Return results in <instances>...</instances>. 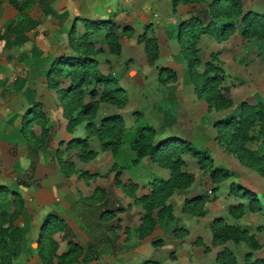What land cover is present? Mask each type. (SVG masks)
<instances>
[{
  "label": "crops",
  "instance_id": "1",
  "mask_svg": "<svg viewBox=\"0 0 264 264\" xmlns=\"http://www.w3.org/2000/svg\"><path fill=\"white\" fill-rule=\"evenodd\" d=\"M7 1L3 0L0 3L1 99L5 94H8L9 89L13 91V96L18 91L20 95L24 93L26 99L37 95L35 77H38L44 71V66L46 67L47 61H50V55L48 52L36 48L35 43V45L32 44L33 42L28 38L30 30H44L45 28H47L45 30H57L56 28L58 30H68L70 25L74 23L76 27L78 24L81 25L82 30H95L92 34L104 33L107 25L96 29L86 27L84 19H93L113 22L119 25L120 29L124 27L127 30L126 34L119 33L117 40L119 52L117 54L110 52L106 43L103 42L106 49L103 50V45H101L100 50L92 55L96 58L97 67L100 71L104 73L109 72L116 77L118 83L124 89L127 98L123 107H116L110 102L99 101L94 115L95 117L98 116L97 121L103 116L117 114L122 118L125 131L131 132L138 120L143 119L153 127L155 132L153 140L157 141L163 139L161 138L163 137L161 136L162 134L172 131L176 132V128H180V126L184 127L182 122H180L178 113L183 112L186 114L189 125L191 124L190 118L196 119L195 117L199 118L203 114L204 101L196 95L194 97L193 84L187 73V61L180 52L177 41L175 38L169 37L167 31L171 30L173 32V28L176 27L180 20L188 18L193 14H202L201 16L207 19V4L212 0L177 1L173 9L172 0H30V2H34V7L36 6L43 10L45 19L50 21L51 26L45 27L44 20H38V18H35V20L33 17L28 18L29 23L30 20L34 22L33 28L28 32L26 31L27 38L22 43L17 39L14 45H10L5 40H8L6 36L9 33L14 35L20 34V30L14 27L12 30H7V27L13 22L18 12L16 13L15 8ZM221 2L223 3L224 1ZM240 2L242 12L250 10L254 13L264 14V0H240ZM242 12L236 17L234 29L224 38L216 39L209 33L204 32L198 35L195 44L196 56L199 59L197 69L199 71L202 70L203 62L209 59L210 54H214L216 59L219 60L217 65L222 69L224 81L231 80V83H233L229 87L231 104L222 109L210 110V114L216 119H220L225 114L233 113L229 109L234 105V97L236 96L237 89H239L238 86L243 87L241 84L245 82L244 76H246V85L248 84V87L245 89L246 94L242 100L249 103L259 102L264 105V90L259 85H256L262 79L255 76L254 70H252L253 67L260 64L261 60L264 61V37L242 36ZM145 18L146 22L140 20ZM153 20L155 21L154 23L152 22ZM151 22L153 24H151L150 30H142L144 24L146 25ZM143 31L146 37L153 36L156 40L157 56L152 62L148 60L144 52L143 42L137 39V36ZM37 34L40 35V32H37L35 35ZM90 41L92 42L91 37ZM24 42L26 43L23 44ZM27 42L29 45H27ZM67 47L69 48L68 45ZM68 52H70V48L64 53ZM21 55L24 56L21 58ZM18 61H21V64ZM28 61L33 64L32 67H28L25 64ZM14 66L17 68L22 67L23 73L20 76H14L12 79L10 75L14 71L12 69ZM160 66L166 68L172 67L170 69L175 73V80L170 83L177 85H175L173 90L176 91V94H173V96L177 99L181 97L182 103L191 104L193 106L191 110H187L186 106L185 108L179 107L178 111L177 105L170 102L169 97L171 93L168 96L165 94L166 91L158 95L156 94L160 93L156 91L158 86L155 84L158 82L156 78L158 76V67ZM137 68L138 70L135 71ZM132 69L134 70L133 72L131 71ZM146 69H149V71L146 72ZM149 72L152 73L150 78H148ZM29 78H31L30 81H34L33 84L28 82ZM10 80L19 82L21 86L16 88L14 84L17 82H10ZM9 83L11 84L9 85ZM166 84L169 83L165 82L164 85ZM242 89L244 90V88ZM252 90H255L254 94ZM249 93L253 97L249 96ZM250 97L256 99L251 100L249 99ZM148 98H152L154 101L153 109L141 107V102ZM4 102L0 105V148L13 144L14 147H27L28 142L26 140H23L16 133H10L12 128L7 123L9 106L5 105ZM132 112L134 113L132 114ZM136 113H138L137 116ZM83 121H79L69 132L64 129L57 130L56 126H52V136L58 139L78 136L81 131L83 133L85 131L84 126H81ZM77 126L83 129L78 132ZM14 130L16 131V128ZM207 135L210 136L211 133L207 132ZM192 142L196 143L197 140L193 139ZM87 143L88 147L96 152L94 157H92L96 161L101 159L98 156L99 152H108L107 160L110 169H112L114 162L118 163L119 158H123L124 156L127 161L126 163H120L121 168L118 169L117 178L120 179L121 183L130 181L136 187L130 188L126 193L119 185L120 190L109 184H105L103 192L101 191L100 193V198L94 195L93 191L95 187L88 195H85L86 197L79 198V192H75L76 190L73 191L71 187L66 186L67 184H65V181H62V176L59 172L53 169L47 170L45 172L46 175L41 178L42 184L51 186L49 190L52 191L51 194L54 201L49 203L48 201L39 199L37 196V200L33 199L35 205L31 215H34L35 218L32 222L29 221L30 225L28 226L30 228L28 235L33 237L32 240L34 242L37 238L36 235L40 223L44 218L43 215L51 213L50 215H57L60 217V220L69 224L77 231V238L79 234V239L81 240L77 241V243L83 246L88 244L90 256L96 254V258L93 257L89 260L88 255H86L84 264H140L145 259H151L156 264H215L216 252L222 248V245H211L210 223L214 217L219 216L228 224H234L246 229L258 243V247L250 249L242 240L237 242L232 240L225 241L224 244L235 256L236 264H245L244 256L247 252L250 253L251 259L264 257V229L256 230L257 226L264 225V180L252 168L241 164L237 159L235 162H232L233 165L231 163V166H228L233 171L232 175L228 179H223L216 183L217 187L214 191V198L204 200L202 206L203 213L195 215L182 210L184 200L205 191L208 192L213 183L208 179V172L205 174L206 177L200 180L198 177L199 172L187 165L188 162L194 164V158H188L189 155L186 153L181 154L184 162L180 168L183 171L191 172L193 180L185 187L174 188L166 197V203H169L171 207L172 218L154 217L155 220L151 231L142 237H138L136 227L139 224V217L142 215L141 210L143 209L138 202L134 203L133 196L131 195L139 196L148 193L151 179L153 177L166 179L169 176V170L150 161L147 156H142L135 163H130L127 156L129 157L132 152L128 147L127 138L122 140L118 149L119 152L115 155L112 154L110 149L100 150L99 142L94 135H88ZM208 146H211L209 152L214 150L216 154L218 153L217 160H215V153L211 156L212 166H224L223 162L226 159L228 160L226 156L228 153L216 142L214 135L202 147L208 150ZM34 164L33 162V166ZM196 166L198 168V164ZM41 168L42 166L40 165V169L39 167L36 170L33 168L35 172L34 170L32 173L31 171L29 172L35 175ZM115 173L116 171L113 170V176ZM234 177L236 178L234 179ZM204 179L209 184L207 185L208 189L205 191ZM231 181H235L244 188L256 193L262 209L250 211L246 208V199L240 198L229 191L228 186ZM60 183L62 184L58 185ZM70 195H72V199L63 203L64 199ZM75 202H77L78 206L73 209L72 206ZM236 202H241L244 205V210L240 216L233 217L228 214L227 207L229 204ZM221 204L224 205L222 209L220 208ZM40 206L47 209L45 213L40 214L39 210L42 209ZM113 206L124 211V216L127 218L124 227L130 230V233H126L127 236L123 233V225L112 229V222L110 223L109 220L104 219L108 215V210L113 208ZM61 207L63 214L60 215L58 210ZM175 226L184 228L186 233L182 237L174 236L172 229ZM197 237L209 249L204 250L202 245L195 244L194 241ZM66 243L67 241H64L65 245ZM65 247L68 248V244ZM59 248L62 249L61 251L66 249L63 245H59ZM170 251H172L173 257L169 256ZM25 259L24 264H30ZM31 262H34L33 264H40L37 255H31ZM55 263L53 262L52 264Z\"/></svg>",
  "mask_w": 264,
  "mask_h": 264
},
{
  "label": "trees",
  "instance_id": "2",
  "mask_svg": "<svg viewBox=\"0 0 264 264\" xmlns=\"http://www.w3.org/2000/svg\"><path fill=\"white\" fill-rule=\"evenodd\" d=\"M177 1L189 2L195 0H172V9ZM221 1H224L223 3ZM240 0H212L207 4V11L205 19L200 14H193L188 18L182 19L178 22L176 28L172 32L167 31L169 37L175 38L180 52L187 61V73L193 84V91L197 97L202 98L207 109H222L231 104V99L226 94L227 89L220 87L218 82L223 78L222 69L213 62L214 56L210 55V59L203 62L202 70H198L199 59L196 57V40L200 33L207 32L216 39L224 38L228 33L234 29L236 17L241 13ZM86 27L98 28L106 26L103 33L108 50L112 53L119 52V44L117 42L119 33L126 34L127 30L123 27L119 33L116 30L110 29L113 22L103 20L84 19ZM241 22L243 26L242 36L258 38L264 37V14L254 13L250 10H245L241 14ZM116 25V24H115ZM74 24L68 28L67 44L70 52L61 53L53 56L45 69V74L48 77L53 75L60 76L65 74L67 76V84L60 88L57 80H53L49 85L56 86L60 94V102L62 108L65 110L68 107L74 110L79 107L78 114L75 118H68L67 130H71L75 123L80 120L87 119L85 124L88 135H95L100 141L102 149H110L112 154L118 152L120 143L124 135L128 140V147L131 154L128 157L130 163H135L140 157L147 156L152 162H155L161 167L169 170V176L166 179L153 177L150 184V190L146 194L133 196L134 201L141 204L144 209L143 224L138 227L139 235L142 236L148 233L153 225V217L151 210L158 207L156 216L167 219L172 218L171 207L169 203H165L166 197L174 188H182L187 186L192 180L191 172L181 170V165L184 162L181 158L182 153H189L194 156L200 167H206L211 163L210 156L205 150L193 146L189 141L177 135H169L163 139L154 141V129L143 119H139L133 127L131 136L126 135L123 126L122 118L117 114H110L103 116L99 121V126L94 127L92 117L95 113L99 101H106L114 104L116 107H123L127 101L124 89L118 83L116 77L109 72H102L97 67L96 58L92 55L100 50V48H93L92 42L87 38L88 30H84L78 36L74 34ZM138 40L143 42L144 52L150 62L154 61L157 56L156 40L152 36L146 37L144 31L137 36ZM175 73L172 69L163 66L158 67L157 80L160 83H165L168 80H173ZM93 83V87L85 94L84 87ZM99 86V90L96 88ZM60 88V89H59ZM222 89V91H221ZM78 94L75 98H71ZM87 95L88 99L84 102V97ZM73 99V100H72ZM69 105V106H68ZM67 115V111L65 112ZM39 115L37 104L33 103L32 107L27 108L25 114L22 116V135L29 139L26 133L30 132V122L36 119ZM138 114H136L137 116ZM180 122L188 125V119L185 113H178ZM212 126L216 130L214 139L228 152L232 153L237 160L254 170L261 176H264V105L257 103H249L247 101H240L238 112L235 115H230L225 118L216 119ZM256 127V129H254ZM125 131V132H124ZM129 133V134H130ZM87 136L72 137L67 140L66 146L68 148H76L84 151L83 160L92 157L95 152L86 148ZM107 139V140H106ZM250 141L255 142V146L248 147ZM58 162L60 168L64 171L66 166L70 163H65L61 158V153L58 152ZM115 163L112 167L115 166ZM33 162H29V171L33 170ZM118 169L121 168L119 164ZM117 173V170H116ZM115 173V174H116ZM209 180L213 183L210 188L211 196L207 193H200L191 198L184 200L182 210L187 213L201 215L203 213V202L207 198H214V191L216 190V183L230 177V172L227 168L211 166L209 173ZM117 181V180H116ZM122 190L127 191L129 184L118 183ZM228 189L230 192L236 194L240 198L246 199V208L250 211H257L262 209L261 203L258 201L256 195L244 188L237 182H230ZM128 192V191H127ZM78 206L74 203L72 208ZM244 205L241 202L229 204L227 212L233 217H238L242 214ZM83 211V210H81ZM58 221L54 216H46L39 227L37 235L38 254L43 264H52L53 257L57 264H71L75 259L81 255L82 258L88 260L92 259L88 253L89 245L81 246L75 242H68L66 252L56 253V243L50 237L49 231L52 225H56ZM257 229H264V225L257 226ZM6 232L5 228H0V264H10L6 259L8 247L6 240L3 239ZM211 245H222V248L216 252L215 264H236L235 256L232 251L224 244L227 240L234 242L244 241L250 249L258 247L257 241L253 235L248 233L246 229L240 228L234 224L224 222L222 217L216 216L210 223ZM186 230L175 226L172 229L174 236H183ZM196 244L202 245L204 250L208 246L203 244L200 238L194 241ZM5 255V256H4ZM245 264H264V257L250 258V253L247 252L244 256ZM153 262V261H148ZM154 263V262H153ZM156 263V262H155Z\"/></svg>",
  "mask_w": 264,
  "mask_h": 264
},
{
  "label": "rangeland",
  "instance_id": "3",
  "mask_svg": "<svg viewBox=\"0 0 264 264\" xmlns=\"http://www.w3.org/2000/svg\"><path fill=\"white\" fill-rule=\"evenodd\" d=\"M1 1H3V0H0V3H1ZM7 2L15 8L16 13L18 12L16 14V16L14 17L13 22L10 23L9 27H7L8 28L7 30H12L13 27L20 30L19 35H14V34L9 33L8 36H6V37H8V40H5V38H4V40L7 41L10 45L11 44L14 45L15 42L17 41V39H18V41H20L22 43V41L25 38H27V34H25L26 31L28 32L34 26V22L32 20H30V23H29L28 18L33 17L34 19L38 18V20L39 19L44 20L45 21L44 22L45 27L51 26L50 21L45 19L46 17H45V14L43 13V10L40 9L39 7H36V6L34 7V2L33 3H32V1L30 2V0H8ZM28 7H29V9H28ZM140 20H143L146 22V18L140 19ZM152 22L154 23L155 21L153 20ZM152 22L148 23L146 25L144 24L145 26L143 25L142 30H150L151 29L150 26H151V24H153ZM23 28H24V30H23ZM175 28L176 27H174L173 29H175ZM45 29H47V28H45ZM45 29L44 30H33L32 29L28 32V34H29L28 38L30 41L33 42L32 43L33 45L36 44V48L40 49L41 51L48 52V54L50 55V59L53 55L55 56L57 54L67 52V50H69V48L67 47V45H68L67 44V38H68L67 37V31L68 30H58V28H56L57 30H45ZM110 29L116 30L118 33L121 30L120 26L115 25V24H112L110 26ZM73 31H74V34L78 36L84 30H82V26L78 24L77 27L74 25ZM93 31H95V30H88L87 31L88 32L87 38H89V40H90V37H91L92 44H94L93 48H100V46L103 45V48H104L103 50H105L106 46H104V44H103V42L105 43V40L103 38V33H93L92 34ZM37 32H40V35L39 34L35 35ZM90 33H91V35H90ZM25 43L26 42H24L23 44H25ZM27 45H29L28 42H27ZM14 52H15V50H14ZM210 55H209V59H210ZM23 56L24 55H21V58ZM213 56H214V54H213ZM214 58L215 59H213V61L218 64L219 60L216 59L215 56H214ZM18 62L20 63L21 61H18ZM29 62L30 61H28L25 64L28 67H32L33 64L29 63ZM47 62L49 63V61H47ZM48 63H47V65H48ZM263 63H264V61L261 60L260 64L258 66L252 68V70H254L255 76L261 77V79H262L261 82H258L256 84V85H259L262 90H264V64ZM46 68L47 67L44 66V68H43L44 71L42 73H40V75L38 77L37 76L35 77V82H36L35 88L37 91L36 96L26 99L24 97L25 96L24 93H21L22 95H20L19 91L17 93H15V95L13 96V94H12L13 91L11 89H9L8 94H5L4 97H2V99L0 98V105L3 101H5L4 104L5 105L7 104L9 106L8 107L9 110L7 113L9 117H8L7 123L10 124L11 128H12L10 133L11 134L16 133L23 140H26L28 142L27 147H22V146L14 147V144H13V145H9V146L6 145V147L0 148V228L6 229V232H5L4 236L2 234V237H3V239L6 240V243H7L8 250H7V253H5V255H6V259H8L10 264H24V262H25L24 258H26L25 260L28 263L33 264L34 262H31V255H37L38 262H40V264H43L41 262L39 254H38V246H37L36 240L34 242V240H32L33 237H30L28 235L29 228H30L28 225H30L29 221L32 222L33 219L35 218L34 215L32 216L31 214L33 213L32 211L34 210L33 207L35 205V201L33 199L35 198V200H37L36 196L43 201H48L49 203L54 201L53 195L51 194L52 191L49 190V187H51V186L50 185L47 186V184H45V185L42 184L41 178L46 175L45 172L47 170L50 171V169H53V170L59 172V174L62 176V181L66 182L65 183V184H67L66 186L71 187L73 191L76 190L75 192H79V194H78L79 198L86 197L85 195H88L93 190L94 187H95L94 191H93L94 195L96 197H99L101 191L103 192V190L105 188L104 187L105 184H109L110 186L120 190L118 187V185H119L118 183H121V181H120V179L117 178L119 170L116 167L118 166V163L119 164L120 163H126V161H127L126 158H124V156H123V158H119L118 163L115 164V166L112 167V169H110L109 162L107 160L108 159V155H107L108 152L107 151L98 153L99 154L98 156L101 157V159L99 161H96L94 158H92V157H94L95 154L92 157H90L89 159L83 160L82 158H80V156H82L81 154H83L84 151H81V150L76 149V148H68L66 146L67 140L72 138L71 136L67 137V138L65 137V138H59V139L52 136V130H51L52 126H56L55 128H57V130L58 129L59 130L64 129L67 132H69V130H67V128H66L68 118H70V117L75 118L77 115H79L78 114L79 107L75 108L74 110H72V109L70 110L68 107H66L65 110L62 108L61 102H60V94L63 95L62 92H59V90H57L56 86H52L49 84L51 81L57 80L60 84V88H63L67 84V76L64 73L61 74L60 76L53 75V77H49V80H48L47 79L48 77L45 74ZM170 68H172V67H170ZM12 69L14 70V71H12V74L10 75V77L12 79L14 76H17V75L20 76V74L23 73L22 67L17 68L14 66V68H12ZM137 70H138V68L135 69V71H137ZM131 71L133 72L134 70L132 69ZM148 71H149V69H146V72H148ZM141 72L144 73L142 70H141ZM151 76H152V73L149 72L148 78H150ZM30 80H31V78L28 79V82L33 84L34 81H30ZM174 80H175V78L173 80L172 79L168 80L167 83H169V84H166V85H164V83H160V82H157L158 84L155 83L156 86H158V88H156V91L160 92V93H156V94L158 95V94L164 93L166 91L165 94H166V96H168V94L171 93V95L169 97V99L171 100L170 102L177 105L176 107H177L178 111H179V107L185 108L186 106H187L186 107L187 110H191V108H193V106L191 104H187L184 102L182 103L181 97L179 99H177L173 96V94H176V91H173L176 84H172L170 82H173ZM12 81H15V80H10V82H12ZM244 81L245 82L241 84V85H243V87L238 86L239 89H237L236 96L234 97L235 98L234 99L235 102H233L234 105H233V107H231L229 109V110L233 111V113H229L228 115L225 114L223 117H220V118H225V117H228L230 115L237 114L239 103L245 97V94H246L245 89H246V87H248V84L246 85V76H244ZM15 82H17V81H15ZM231 82H232L231 80H225L224 81L223 78L218 82L220 87H225L227 89L226 94L229 96V98H230L229 87H230V84L231 85L233 84ZM10 84L11 83H9V85ZM161 84H163V85H161ZM14 86L16 88H18L21 86V84L19 82H17L16 84H14ZM93 86H94L93 83L85 85V87L83 88L85 94H87L88 90ZM35 88H33V89H35ZM96 88L99 90L100 87L96 86ZM177 88H180V87H177ZM242 88H244V90ZM221 91H222V89H221ZM252 91L254 94L255 90H252ZM258 94H261V93H258ZM77 95L78 94H75L71 98H75ZM177 95H178V93H177ZM195 95L196 94L194 93V97H196ZM249 96H252V95L249 93ZM83 97H84V102H85L88 99V97H87V95H85ZM252 97H250L249 99H251V100L256 99V98L252 99ZM153 102L154 101L152 98L145 99L143 102H141V107L144 106L145 109H153ZM33 103L37 104V109H38L39 115L36 116V119H34L33 121L30 122V132L26 133L28 135V137H30V138L27 139L22 135V131H21L22 116L25 114V111L27 110V108L33 106ZM204 110H206V111H204ZM204 110H203V114H201V116L199 118L198 117H195L196 119L190 118V121H191L190 123L192 125L191 124L186 125V124L182 123L184 125V127L180 126V128H176L177 129V130H175L176 132L172 131L169 133H164L161 135L163 137H161V136H159V137L165 138V137H168L169 135L180 136L181 138L189 141L193 146H196L200 149L205 150V152L211 158V156H213V153H215L214 150L213 151L211 150L209 152L211 146L210 147L208 146V150H207V148L204 149L202 146H203V144H207L210 141V138L212 137V135H214V137H215L216 130L212 126V123L214 120H216V118L212 117V114H210V112H211L210 110H212V108L207 109V105H206L205 101H204ZM66 111H67V115L65 114ZM133 113L134 112H132V114ZM136 114H138V113H136ZM94 115H95V113H94ZM94 115L92 117V122H93L94 127H98L100 120L97 121L98 116L95 117ZM94 117H95V119H94ZM178 117H179V115H178ZM217 119H219V118H217ZM83 120L84 121L81 123V126L82 127L84 126L85 131H84V133L82 131L80 132V130H82L83 128L81 129L80 126H77V131L80 132V135L76 134L78 136H75V137H85L88 135L86 128H85V124L87 122V119H83ZM80 121H82V120H80ZM76 124L77 123H75L74 125H76ZM193 126H196V127H193ZM13 128L14 129L16 128V131ZM254 129H256V127H254ZM207 132H210L211 135L210 136L207 135ZM129 133L130 132H126V135L131 136V133L130 134ZM64 135H66V134H64ZM90 135H92V134H90ZM95 138H96V136H95ZM122 138L126 139V136L124 135ZM153 138H154V136H153ZM193 139L197 140V142H196L197 144L192 142ZM98 142H99V149L102 150V148L100 147V141L98 140ZM247 146L253 148L255 146V142L250 141V142H248ZM220 147L223 148L221 145H220ZM86 148L87 149L89 148L88 143L86 145ZM224 151L226 153H228V155H226L228 160L226 159V161H224V162L222 161L225 165L224 166L218 165V167L227 168L229 170L230 176H231L233 171H231L228 168V166L230 167L231 163L235 162L237 158L232 153L228 152L226 149H224ZM58 152L61 153V158H63V161L65 163L71 164L70 166H66L64 171L60 168V165L58 162ZM182 154H184V153H182ZM186 154L190 156V157L188 156V158L192 157L195 160V162H194V160L192 159L194 164H191V162H188L187 163L188 167H192L199 172L198 177L200 180L203 179V177L205 178L206 177L205 174H207L206 172L209 173L210 167L212 166V158H211V163L209 165H207L206 167H200L199 163L197 162V160L194 156L190 155L189 153H186ZM217 156H218V153L215 155V160H217ZM38 159H40V160H38ZM127 159H128V156H127ZM36 160H38V162H36ZM30 161L35 163L34 167H33V168H35V170L37 167H39V169H40V165L42 166L41 170L38 173H35V175L30 174V172H29L28 167H29ZM197 164H198V168L196 166ZM232 165H233V163H232ZM33 170H31V173ZM35 170H34V172H35ZM113 170H115V171L117 170V173L114 176H113ZM254 171L257 174H259L256 170H254ZM259 175H257V176H259ZM259 177L262 180H264V176L262 177L260 175ZM228 178H226V179H228ZM235 178L236 177H234V179ZM232 182H235V181H232ZM61 184L62 183H60L58 185H61ZM124 184H129L127 186V191L130 188L136 187V185L134 186V184L131 183L130 181L127 183H124ZM203 184H204V186H206V187H204V191H205L206 189H208L207 185H209V184H207L206 179L203 180ZM53 187H55V186H53ZM149 190H150V184H149ZM127 191H125V192L127 193ZM206 193L210 196L211 195L210 189H208V192H206ZM254 194L256 195V193H254ZM131 196H134V195L132 194ZM69 199H72V195H70L68 198L64 199L63 203L69 201ZM134 203H137V201H134ZM165 203H166V200H165ZM63 206H65V205H63ZM223 207H224V205L221 204L220 208L222 209ZM40 208H42V207L40 206ZM142 209H143V207H142ZM157 209H158V207H154L151 210V216L153 217V219H154V217H157L156 216V210ZM29 210H31V211L29 212ZM46 210L47 209L43 207L41 210H39V212H40V214H42L43 212L45 213ZM154 210H155V212H153ZM144 212H145L144 209L141 210L142 215H140V217H139L140 221H139L138 226L136 227L138 237L143 236V235L142 236L139 235L138 227L140 226V224H143L142 220L144 219L143 218ZM58 213L60 215L63 214L62 213V207L58 210ZM50 214L51 213H48V214L45 213L43 216H44V218L46 216H52ZM124 215L125 214H124V211L122 209L114 208V206H113V208L108 210V215L106 217H104V219L109 220L110 223L112 222L111 223L112 229H114L116 226H117L116 228H118L121 225H123V229H124L123 233L126 235V233H130V230H127L124 227L125 223L127 222V218ZM54 217L58 218V219L60 218L57 215H55ZM163 217L166 218L165 216H163ZM163 217L158 216L157 218H163ZM154 220H153V224H154ZM260 226H262V225H260ZM151 229H152V227H151ZM151 229H150V231H151ZM256 230H261V229H257V227H256ZM76 232L77 231L73 227H71L69 224H66L65 222H63L60 219L56 222V225L55 224L52 225V227H50V231L48 234H50V237L56 243L55 252L58 254L66 252L67 248L65 246H67L69 241L75 242L76 244H78L77 241H81V240L79 239V234H78V238H77ZM148 233H146V234H148ZM37 235H38V232H37ZM37 235H36V237H37ZM180 237H182V236H180ZM64 241H67L66 245L64 244ZM155 244H157V242H155ZM59 245H63L64 248H66V249L61 251L62 249L59 248ZM78 245H80V244H78ZM197 245H199V244H197ZM81 246H83V245H81ZM92 256L96 258V254L95 255L93 254ZM169 256L173 257L172 251L169 252ZM2 257H3V255L2 256L0 255V259ZM52 260L54 263L56 262V259H54V257ZM84 261H85L84 258H82L80 255L71 264H84ZM148 261H153V260L145 259L140 264H156L154 261H153L154 263L148 262ZM55 264H57V263H55Z\"/></svg>",
  "mask_w": 264,
  "mask_h": 264
}]
</instances>
